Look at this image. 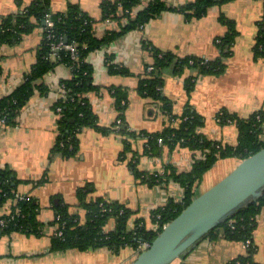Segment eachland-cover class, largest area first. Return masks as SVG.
Instances as JSON below:
<instances>
[{"label": "crops", "instance_id": "crops-1", "mask_svg": "<svg viewBox=\"0 0 264 264\" xmlns=\"http://www.w3.org/2000/svg\"><path fill=\"white\" fill-rule=\"evenodd\" d=\"M31 0H0V21L5 15L16 13ZM103 0H49L51 12H63L69 5H77L93 21V35L101 39L109 31H117V19H101ZM112 1V0H109ZM151 0H140L132 9V15L146 7ZM194 0H164L168 7H184ZM221 1V0H217ZM232 22L235 30L230 53L219 41L229 31L220 16ZM264 19V0H225L209 6L200 17L187 18L178 11L164 10L153 16L141 28L132 29L115 40L106 43L87 55L92 65V84L95 89L86 96L97 116L100 129L85 127L78 133V151L70 157L53 151L56 141L58 113L54 103L62 94L60 81L70 77V69L58 63L55 53L49 55L54 66L43 76L47 87L45 93L35 91L20 109L13 126L0 120V164L10 168L20 183L16 193L33 199L37 206V218L42 222L40 235L11 231L0 235V264H130L138 251L126 246L119 253L107 247L79 250L70 248L55 251L51 237L55 233V206L64 205L86 219V209L79 204L77 192L86 189L85 199L101 198L123 204L132 212L128 222L143 220L152 227L150 214L169 198L181 200L184 189L178 182L167 179L149 186L135 178L128 166L129 156L121 157L123 143L128 132L153 133L168 124L169 120L160 103L138 91L139 81L145 66L152 62L149 47L169 53L171 63L159 73L160 92L172 103V112L179 116L186 107L200 116L197 128L211 140L234 145L238 129L233 123L220 124L216 114L223 108L238 117H247L253 112H264V58L253 51L258 22ZM124 22V19H123ZM43 37L42 25L25 33L13 45L0 46V98L20 85L25 74L37 59L38 45ZM195 57L204 61H221L220 73H201L197 68L175 66L178 58ZM123 68L124 72H111L109 63ZM177 64V63H176ZM194 83L187 91V81ZM123 88L126 101L123 111L116 105L115 88ZM122 113V119L119 118ZM102 128H110L107 132ZM264 141V123L261 136ZM145 138L132 140L138 153V167L149 173H160L168 164L178 172L188 171L193 158L198 155L181 145L169 149L163 145L160 155L144 153ZM241 159L227 157L218 159L196 184L199 194L215 184ZM195 194V195H196ZM15 197V196H14ZM15 198H9L0 207V215L11 211ZM70 212V213H71ZM116 226L114 218L107 220L105 231ZM256 247L255 261L264 262V207L256 215L252 233ZM243 242L223 238L202 239L185 257L172 264H224L244 254Z\"/></svg>", "mask_w": 264, "mask_h": 264}, {"label": "trees", "instance_id": "trees-1", "mask_svg": "<svg viewBox=\"0 0 264 264\" xmlns=\"http://www.w3.org/2000/svg\"><path fill=\"white\" fill-rule=\"evenodd\" d=\"M225 0H194L184 7H168L164 0H151L146 7L139 10L135 16L132 8L140 0H103L101 2V19H117L120 28L117 31H109L101 39L93 35L94 21L77 5H69L63 12H51L49 0H31L28 5L22 7L16 13L5 15L0 21V46L13 45L20 41L21 37L30 32L35 25H42L43 37L37 49V59L20 85L9 94L0 98V120L7 126L15 124V118L20 109L35 91L45 93L47 87L44 85L43 76L49 71L54 63L49 60V55L55 53L58 63H63L70 69V77L60 81L62 94L54 103L53 108L57 110V133L53 151L63 156H73L79 147L78 133L85 127L100 129L97 116L86 96L87 92L95 89L92 84V65L87 62V55L99 49L106 43L115 40L125 32L141 28L153 16L161 14L164 10L178 11L191 19L202 16L207 8L216 2ZM52 21L49 27L46 20ZM124 19V22H123ZM220 20L228 25L227 34L219 41L221 48L226 49L224 55L230 53V45L234 39L235 30L230 20L222 15ZM258 31L254 39L253 51L256 56L264 58V19L258 22ZM72 44L75 50L68 48L52 49L59 41ZM152 55L153 69L148 71L149 65L139 81L138 91L160 103V107L169 120H176V124H168L160 131L153 133L128 132L127 139L123 143L121 157L129 156L128 166L135 178L152 186L157 183L172 179L178 182L184 189L181 200L169 198L167 202L153 209L150 214L152 227L146 223L136 220L132 228L128 222L132 212L123 204L115 201H107L101 198L85 199L86 189L80 188L77 192L79 204L86 209V219L80 222L79 216L70 213L67 206H55L56 215L54 224L62 228V235L53 234L51 237V248L55 251H63L70 248L86 250L96 247H107L114 253H119L126 246L137 250L141 242H149L162 230L163 226L175 218L180 211L195 196V187L201 181L203 174L221 158L237 157L243 159L255 153L264 146L262 140V125L264 123V112L256 111L247 117H238L231 114L227 109H221L217 114L220 124L233 123L238 129L237 143L226 144L221 141L211 140L204 134L199 133L197 128L201 125L200 116L186 107L179 116L172 112V103L160 92L159 73L161 69L169 65L174 59L169 53H163L158 49L146 46ZM193 63L190 64L189 61ZM110 60L107 59L109 63ZM177 63V64H176ZM175 66L179 70L184 65L197 68L201 73H220L223 70L221 61H204L195 57H184L176 60ZM111 72H124L123 68L109 63ZM194 81L189 78L187 91L192 88ZM114 97L117 107L123 111L126 101V92L123 88H115ZM122 113L119 118L122 119ZM107 132L110 128H102ZM145 138L144 153L149 156H158L163 145L173 149L177 145L187 147L197 152L193 158L188 171L178 172L173 164H168L160 173H149L138 167V153L133 149V142L137 138ZM19 180L13 171L0 164V207L9 198H14ZM264 207V192L256 200L238 209L224 222L210 230L203 238L188 248L182 258H185L204 238L215 240L223 238L229 241L245 242L250 240L244 254H240L224 264H264L254 260L256 247L253 244L252 233L256 226V215ZM114 218L116 226L113 230L105 231L104 225L107 220ZM1 223V221H3ZM141 222V224L139 223ZM22 231L29 234L40 235L42 233V222L37 218V206L33 199L28 197L18 200L11 206V211L0 215V235L11 231Z\"/></svg>", "mask_w": 264, "mask_h": 264}, {"label": "water", "instance_id": "water-1", "mask_svg": "<svg viewBox=\"0 0 264 264\" xmlns=\"http://www.w3.org/2000/svg\"><path fill=\"white\" fill-rule=\"evenodd\" d=\"M263 192L264 146L241 159L232 171L208 189L196 194L130 264H172L210 230Z\"/></svg>", "mask_w": 264, "mask_h": 264}, {"label": "built area", "instance_id": "built-area-1", "mask_svg": "<svg viewBox=\"0 0 264 264\" xmlns=\"http://www.w3.org/2000/svg\"><path fill=\"white\" fill-rule=\"evenodd\" d=\"M46 23H47V25L49 27H51L53 25L52 21L49 20V19L46 20ZM56 48L57 49L58 48H68L72 52L75 50V48H74V46L72 44H65L61 40L58 43H56L55 45H52V49L53 50L56 49ZM189 63L192 64L193 61L190 60ZM152 69H153L152 65H149L148 68H147L148 71H151ZM57 110H59V108H57ZM216 119H217V121H219L218 118H216ZM1 121L3 122V119H1ZM14 198H15L16 201H18V200H24V199H26L27 196L26 195H21V194H15V197ZM3 222H4V220L1 221V223H3ZM62 233H63L62 228L61 227L60 228L57 227L54 234H56L58 236H61ZM249 244H250V240L248 239L245 242H243V247L246 249ZM149 245H150L149 242H141V244H140L139 248L137 249V251L139 252V251H141V250L149 247Z\"/></svg>", "mask_w": 264, "mask_h": 264}, {"label": "rangeland", "instance_id": "rangeland-1", "mask_svg": "<svg viewBox=\"0 0 264 264\" xmlns=\"http://www.w3.org/2000/svg\"><path fill=\"white\" fill-rule=\"evenodd\" d=\"M164 170V169H163ZM162 172V171H161ZM69 211V210H68ZM69 212H71V211H69ZM72 213V212H71ZM141 222L143 221V220H140ZM141 222H139L140 224H141ZM143 223V222H142ZM254 260L256 259V256L254 255Z\"/></svg>", "mask_w": 264, "mask_h": 264}]
</instances>
